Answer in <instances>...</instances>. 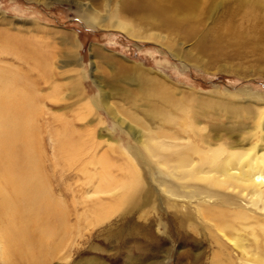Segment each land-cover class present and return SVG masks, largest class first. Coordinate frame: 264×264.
<instances>
[{
	"label": "rangeland",
	"instance_id": "374dc122",
	"mask_svg": "<svg viewBox=\"0 0 264 264\" xmlns=\"http://www.w3.org/2000/svg\"><path fill=\"white\" fill-rule=\"evenodd\" d=\"M0 71L37 92L46 187L67 223L47 264H212L217 249L247 264L198 200L159 181L191 190L143 144L161 131L203 148L264 137V0H0ZM132 168L141 189L128 201ZM140 238L148 256L134 249Z\"/></svg>",
	"mask_w": 264,
	"mask_h": 264
},
{
	"label": "bare ground",
	"instance_id": "6f19581e",
	"mask_svg": "<svg viewBox=\"0 0 264 264\" xmlns=\"http://www.w3.org/2000/svg\"><path fill=\"white\" fill-rule=\"evenodd\" d=\"M24 49L25 52L19 50V53H23V59L30 61L32 66L41 64L39 52ZM3 73L0 71V264H47L62 243L59 237L67 229L66 214L61 204L57 206L50 199L47 191L35 121L39 105L32 80L10 71ZM161 133L163 136L158 137L160 140L153 141V135L148 137L152 141L143 144L146 153L157 157V165L161 166L166 175L184 182L185 188L189 183L191 190L180 193L172 181H159L175 197L185 196L193 201L198 200L200 214L213 222L212 225L220 233V241L224 242L222 238L227 240L239 258L247 264H264L262 132L254 138L251 136L246 142L247 146L242 148L217 143L216 146L208 145L206 148L190 143L184 145L178 143L177 138L169 132ZM165 151H170V154L166 155ZM130 170L132 181L121 182L125 192L124 200L128 201L131 198L133 200L140 188L139 174L136 177L135 170ZM193 181L196 184L191 183ZM152 191H148L143 200H149ZM241 199L247 202L243 203ZM215 205L223 208H216ZM124 229L128 228L122 227L119 230L121 238L126 233L134 235L130 230L124 232ZM139 231L146 237L145 242L153 236L150 226ZM134 240V249L148 256L151 247H147L141 238ZM220 245L225 247L224 244ZM220 256L221 252L217 249L212 255V264H233L231 258L223 262ZM128 259L126 264H137L131 258Z\"/></svg>",
	"mask_w": 264,
	"mask_h": 264
}]
</instances>
